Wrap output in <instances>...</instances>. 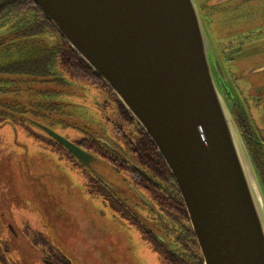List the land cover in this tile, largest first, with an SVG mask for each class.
<instances>
[{"label":"water","instance_id":"water-1","mask_svg":"<svg viewBox=\"0 0 264 264\" xmlns=\"http://www.w3.org/2000/svg\"><path fill=\"white\" fill-rule=\"evenodd\" d=\"M32 1L154 144L202 263L264 264V189L199 11L214 0ZM45 130L82 163L94 161Z\"/></svg>","mask_w":264,"mask_h":264},{"label":"rangeland","instance_id":"rangeland-1","mask_svg":"<svg viewBox=\"0 0 264 264\" xmlns=\"http://www.w3.org/2000/svg\"><path fill=\"white\" fill-rule=\"evenodd\" d=\"M201 1L205 0H195L198 5ZM217 1L199 11L223 67L225 77L221 75V78L229 96L233 97V92L238 91L255 124L262 128L264 113H259L260 108L256 109L254 103L258 97L264 99V69L255 71L264 67V0ZM217 8L216 23L212 24L211 16ZM206 18L210 20L208 23ZM231 46L239 49L230 52L234 53L232 61H225L223 55L228 56ZM72 86L78 90V95L67 96L66 93L61 97L68 100L75 96L73 102L77 104L72 103L70 107L79 114L81 122L75 127L55 126L57 133L76 140L83 135L81 128H87L99 136L113 137L114 116L108 109L96 106L110 104L107 93L85 83L84 86L72 83ZM24 128L25 125H18V129ZM12 138L17 143L10 144L15 153L10 155V176L7 169H0V182L5 184L10 177V199L6 208L15 227L25 219L38 217L49 241L72 260L74 255L70 251L74 247L80 252L82 242L83 247L92 242L91 264H167L156 249V240L153 243L146 238L117 205L116 200L126 202L132 213L143 218L144 209L134 198L127 172L116 170L107 160L96 157L87 165L89 179L86 171L77 168L65 153L61 157L50 150L49 139L46 144L41 141L30 148L29 138L24 133L14 135L10 131V143ZM88 235L91 239L87 241ZM77 238L80 248L75 243Z\"/></svg>","mask_w":264,"mask_h":264},{"label":"flooded vegetation","instance_id":"flooded-vegetation-1","mask_svg":"<svg viewBox=\"0 0 264 264\" xmlns=\"http://www.w3.org/2000/svg\"><path fill=\"white\" fill-rule=\"evenodd\" d=\"M214 11L217 12L218 10L215 9ZM205 20H207V18ZM238 49L239 47L232 49L231 46V49L227 51V53H229L228 56L226 53H224V60L232 61L233 59L231 58ZM233 51L234 53L230 54V52ZM6 73L7 80H4L3 77H0V95L3 96L0 97V162L4 163L0 165V169H7V174L10 176V155L13 156L15 154L12 147L10 148V144L17 143L14 138L11 139L12 142L10 143V131H13L14 135L24 133L26 136H28L30 148L41 144L42 142L46 144V140L49 139L52 143L49 148L50 150L53 149L61 157L62 153H65L71 160H73L72 163L76 165L77 168L86 171L87 177L91 179L89 177L90 172L87 171V165H89L90 162L88 164H84L79 161L61 143L54 139L45 130L47 128L57 133L55 129L59 125H71L75 127L81 122L78 120L80 117L79 114L75 113L76 110L73 107H70L72 103L74 105L77 104L73 102L75 96L74 98H70L68 100L61 97L66 93L68 94L67 96L78 95V90L72 86V83L74 82L67 81L64 84L49 85L47 91L42 94V97H35L33 98L34 100H32L30 99V95H25V91L22 92L23 97H20L19 95H13L10 97V90L14 88H10V72L7 71ZM2 74L4 73L1 72L0 75ZM217 77L224 95L232 107V113L235 122L241 132L264 189V127L259 128L255 124L254 120L252 119V115H250L248 112L246 105L244 104V101L239 95L238 91L233 92V97L229 96L224 80H221L218 75ZM2 80L6 81V83ZM84 83L89 84L87 82H82L80 85L84 86ZM91 86L98 87L94 85ZM98 88L104 90L108 95V99H111L110 104L99 103L96 106L101 110L108 109L110 115L114 116L115 119L112 122V126L114 127L115 133L113 137L110 138L99 136L96 134L97 132H93L87 128H81L83 135L80 138L76 140H68L81 149L91 153L93 156L95 155V159L96 157L103 158L107 160L116 170L125 171L128 173L129 184L132 186L135 193L134 198L144 209L143 213L141 214L143 218H139L137 214L132 213V209L126 202H121L118 200H116V202L120 207V210L127 214L128 217H130V219L135 222L136 226H140L139 228L143 234V230H145L143 227L144 219H148L152 223L159 225L160 210H158L157 204L154 201L153 192L148 189L136 186L131 178L132 173L125 169V167H128L129 170H132L131 167H133V170L140 168L138 162H135V153L133 151H131V154L127 152L124 144V136H132V133L126 131L125 129L128 127H130V129L133 128L134 124L133 122L126 121V118L117 106V102L110 96L111 93L104 88ZM3 90H7L6 97L3 93ZM258 98L259 99H255L257 103H254V105L256 106V109L260 108L261 112L259 113L262 114L264 113V99L260 100L261 98ZM260 101H262V103H260ZM12 103H20L21 106H25V111L16 114L14 110H19L20 108L17 105H11ZM119 121L121 123H119ZM21 124L25 125L24 129H18V125ZM4 128L6 129L4 130ZM38 133L39 136L36 137ZM83 138L95 140L99 143V146L101 145L104 147V151H106L108 154H113V158L110 156L105 157L104 155L95 152L93 148L84 146L81 141ZM0 184L5 185L0 186V264H91L93 259L92 247L94 245L92 242H88L86 247H83L82 242L80 252L74 247V250L70 251L74 255V260H72L68 256L63 255L49 241V238L39 225L38 217L35 216L37 218L35 220L25 219L22 221L20 226L15 227L12 223L10 213L6 208L10 199V177L7 178L5 184L3 182H0ZM140 191H142L147 197L142 195ZM152 229L156 239H158L156 234H159L165 238V243H168V240L159 231L157 226H152ZM86 239L88 241L91 238L88 235ZM75 243L77 244V247L80 248L78 238L76 239Z\"/></svg>","mask_w":264,"mask_h":264},{"label":"trees","instance_id":"trees-1","mask_svg":"<svg viewBox=\"0 0 264 264\" xmlns=\"http://www.w3.org/2000/svg\"><path fill=\"white\" fill-rule=\"evenodd\" d=\"M215 14L213 10L212 24L216 23ZM205 21L208 23L210 20ZM7 71L10 72V88H14L10 90V97H23L22 92L25 91V95L34 100L42 97L49 85L67 81L87 82L108 90L126 121L134 124L133 128L125 129L132 136H124V144L127 152L135 153V162L140 168L125 169L132 173L136 186L153 192L160 210L159 225L144 219V236L152 242L156 240L157 245H154L167 264H203L177 186L154 144L115 94L67 44L32 0H0V74L4 73L0 77L4 80H7ZM3 93L6 97L7 92ZM11 105L19 106V110H14L16 114L25 111V106L20 103ZM81 141L105 157L113 156L93 139L83 138ZM152 226L159 228L169 244L156 239Z\"/></svg>","mask_w":264,"mask_h":264}]
</instances>
